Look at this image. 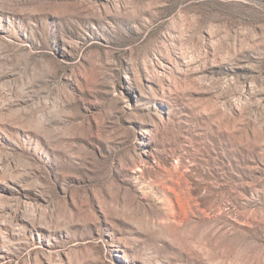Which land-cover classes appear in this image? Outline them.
Instances as JSON below:
<instances>
[{"label":"rangeland","instance_id":"1","mask_svg":"<svg viewBox=\"0 0 264 264\" xmlns=\"http://www.w3.org/2000/svg\"><path fill=\"white\" fill-rule=\"evenodd\" d=\"M0 264H264V0H0Z\"/></svg>","mask_w":264,"mask_h":264},{"label":"bare ground","instance_id":"2","mask_svg":"<svg viewBox=\"0 0 264 264\" xmlns=\"http://www.w3.org/2000/svg\"><path fill=\"white\" fill-rule=\"evenodd\" d=\"M130 199H131V198H130ZM133 199H134V198H133ZM135 200H136V199H135ZM135 200H134V201H135ZM128 201H129V200H128ZM132 201H133V200H132ZM137 201H138V200H137ZM127 203H128V202H127ZM129 203H130V202H129ZM138 203H139V202H138ZM135 204H136V203H135ZM133 205H134V204H133ZM134 206H135V205H134ZM142 206H144V205L142 204ZM140 207H141V205H140ZM132 208H133V206H132ZM142 208H144V207H142ZM149 208H150V207H149ZM138 209H139V208H138ZM144 210H145V209H144ZM144 210H143V211H144ZM149 210H150V209H149ZM149 210H148V211H149ZM135 211H136V210H135ZM148 211H147V212H148ZM133 212H134V211H133ZM147 212H146V213H147ZM152 212H153V211H152ZM149 213H150V212H149ZM143 214H144V213H143ZM152 215H153V214H152ZM154 215H155V214H154ZM155 216H156V215H155ZM155 216H154V217H155ZM149 217H150V215H149ZM155 218H156V217H155ZM149 220H150V219H149ZM184 222H185V221H184ZM157 223H158V222H157ZM185 223H186V222H185ZM187 223H188V222H187ZM187 223H186V225H187ZM174 227H175V226H174ZM176 227H178V226H176ZM177 230H179V229H177ZM161 231H162V230H161ZM163 232H164V231H163ZM172 232H174V230H173ZM182 232H183V231H182ZM174 234H175V233H174ZM187 234H188V233H187ZM187 234L185 235V237L187 236ZM170 235H171V233H170ZM189 235H190V233H189ZM189 235H188V236H189ZM180 236H183V235L180 234ZM162 237H163V236H162ZM166 237H167V236H166ZM185 237H184V238H185ZM189 237H190V236H189ZM192 237H193V236H192ZM177 238H178V237H177ZM170 239H171V238H170ZM172 239L175 240L174 237H173ZM172 239H171V240H172ZM191 239H192V238H190V240H191ZM246 239H247V238H246ZM243 240H244V239H243ZM255 240H256V239H255ZM255 240H254V241H255ZM179 241H180V239H179ZM184 241H186V240H184ZM188 241H189V240H188ZM239 241H240V240H239ZM245 241H246V240H245ZM254 241L252 240V242H254ZM186 242H187V241H186ZM237 242H238V241H237ZM255 242H257V241H255ZM241 243H242V242L240 241V244H241ZM246 243H247V242H246ZM238 244H239V242H238ZM244 245H245V244H244ZM257 245H259V242H258ZM260 245H261V244H260ZM241 246H242V244H241ZM246 246H247V245H246ZM252 246H253V245H252ZM254 246H255V245H254ZM254 246L252 247V249L256 247V246H255V247H254ZM249 250H251V249H249ZM253 250H254V249H253Z\"/></svg>","mask_w":264,"mask_h":264}]
</instances>
